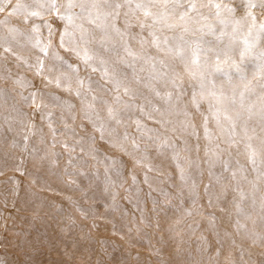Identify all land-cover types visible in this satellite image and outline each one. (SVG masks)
Listing matches in <instances>:
<instances>
[{"label":"bare ground","instance_id":"obj_1","mask_svg":"<svg viewBox=\"0 0 264 264\" xmlns=\"http://www.w3.org/2000/svg\"><path fill=\"white\" fill-rule=\"evenodd\" d=\"M4 1L0 0V7ZM63 2L64 0H57V3ZM225 2L227 3L228 0H225ZM254 2H258V0H254ZM18 3L28 5L32 9L42 13L43 18L30 17L27 22L28 24L30 22L28 27L24 18L21 17L22 12L0 17V54H3L5 51L3 48H12L5 54L14 55L15 51L12 50L17 49L19 53L14 57H23V61L17 68H14L16 65H12V62L8 59L2 60L0 58V74L2 77L11 78L13 82H18L21 80L20 73L22 70H27L30 67L32 71L29 76L31 78L30 81L38 85L40 84L47 95L46 98L52 102L57 100L58 103H60L59 97L61 95L58 96V92L49 87L47 81V77L49 76L59 77L61 84H66L64 76H67L71 79V85L75 84L78 87L79 85L76 80L79 77L84 80V85L88 84L89 86L90 83L93 90L88 91L82 87L79 90L80 95L76 96V98L72 99L70 96L66 97V95L63 97L64 101L71 100L74 102L75 100L76 103L79 100L82 101L81 107L83 110L79 109L78 114L70 112L63 117V120L72 124L67 128L68 132H71L72 135L74 134V128L78 130L79 125H82L85 133L77 135L78 140L73 143L67 144L64 142L63 146H55L56 158H39L38 155L46 147L52 144L55 145L58 133H55L57 135L54 133H37L36 127L28 128L30 124L26 128L24 127L26 125L23 121L24 119H35L36 121L39 120L40 123L43 120L47 121V116L43 117V120L41 119V110L35 111L32 108H26V116L24 117L28 118H20L18 123L15 124L18 125L17 129H19V132L18 130L8 128L12 124L9 118L17 114V109L14 108L8 116H5L4 120L0 121V173L12 171L24 173V157L29 155V174L36 182L46 185L50 190L54 189L53 191L55 192H68L72 190L73 185L71 181L68 182L65 171L71 169L72 165L76 164L77 161H73L75 158H79L80 165L86 169V172L74 174H76L78 182L85 184L84 187H87L85 196L88 202H92L90 207L87 205L88 208L85 210L89 214H98V216L101 215L108 218H110V214L113 216L111 223L112 225L115 223L114 226L105 223L101 226L104 232L120 229L129 235L130 241H132V238H135L136 241L145 243L149 239L147 229H137V231L133 232L129 228L128 223L119 221L114 214L112 204H109L110 197L108 194L111 193V190L122 184H127L134 189L135 195L129 199L127 205L120 204V208H122L121 211H124V213H131L130 220L134 225L138 223V220H145L148 225L158 221L162 225L163 223H167L163 225L164 233L161 236H157V240L161 246L154 247L157 252H160V255L161 251L166 253V256L162 259L166 264H178L180 261H192V263L197 264L199 261L204 262L207 258L210 261L214 260L216 264H251L255 258L257 260H264V253L252 246L253 243L264 244V175H261L264 173V164L260 163L261 157H257L256 168L253 170V165L249 162L244 143H240L235 148L230 149L231 157L225 153L224 158L231 160L232 169L237 172L236 179L232 178L230 172H223L219 164L212 167L205 163L208 159L205 155V149L215 146L217 132L214 125L210 122L209 128L213 133V143L209 144L204 138L203 127L201 126L202 117L195 112L187 95L182 98L181 106L187 104V111L190 115L187 117L184 115L169 117L174 125L169 123L164 126L172 130V133H162V137L154 134L158 133V130H161V125L155 123L153 119H149L146 114H141L135 110L125 114L123 122L119 125L109 121L107 118V106L118 107L114 101L115 96L119 94L123 102L128 101V97L123 95L122 88L119 93L113 90V84L108 82L109 77L115 75L117 78H121L122 73H127L128 80L126 83L129 84V87H140L135 83H131L130 70L122 64L116 63L115 57L111 56V54L101 51L100 55L109 61L107 64L109 76L105 77L103 75L104 66H101L97 61L91 62L92 66L97 68V71H92V68L86 67L74 52L66 51L60 47V34L63 31L64 22L57 18L56 13H48L46 8L40 6L46 5L47 0H19ZM234 4L239 5L235 17H242L245 13V8L241 4V0H234ZM251 11L257 17L258 24L264 23V9L256 7L251 9ZM224 15L228 16L227 13ZM39 25L44 32L46 31V34L44 33L46 41L50 38L48 43L51 45V48L47 50V56L43 53L39 54V48L34 46L37 37L36 27H39ZM34 27L35 31L33 30ZM261 40L264 39L262 38ZM261 49L264 48L258 46L257 51ZM57 53H60L62 59L58 60L56 58ZM38 58L43 62L42 70L39 69ZM67 65H72L78 71L73 72ZM246 68V74L251 79L252 75L248 71L252 70V63H247ZM38 71L40 74H38ZM184 80V87L188 89V78L185 76ZM1 83L4 86H2L4 90H6L7 98H11L10 95H13L16 100H20V95L14 93L15 89L11 85L2 81ZM253 83L257 85L256 91L259 93L260 81L257 80ZM158 87H160L161 91L171 90L170 86L169 89H165L161 85H158ZM93 97L96 99L93 100ZM253 99L255 100L256 98L253 97ZM142 102L140 100L136 101L138 104ZM206 108V103L201 105L202 111H205ZM258 110L259 102H257L256 114L248 122V135L254 138L252 140L254 145L259 143L261 136H264V131L261 130L262 125ZM152 116L158 119L156 113L153 112ZM83 118H87L90 122H87L88 124L85 123L86 120L85 122H80V120L83 121ZM35 120L34 122L40 125ZM135 120L140 121L139 127L134 122ZM61 122L64 123L63 121ZM102 123L104 125L103 132H105L103 136L101 133L88 131L90 125H95L94 127L99 129ZM187 123H191L194 126L199 139L191 134L193 128L186 127ZM12 128L15 129L14 127ZM95 136L100 140L97 145L93 146L92 138ZM161 140L163 142L162 146L166 145L162 151L157 149L159 144H161ZM38 142H40V145H38ZM112 145L117 146L118 149L114 146L113 149ZM66 146H80L83 150L86 149L91 159H83V153L75 156L71 155L69 151H63ZM221 147L227 146L222 144ZM182 148H184L186 156L179 154ZM111 159L116 161V166L120 163L125 165L126 178L118 168L111 167L113 168L112 170H118H114L116 171L115 176L117 179L114 182L109 181L108 170L96 167L97 165L94 164V161L104 164L111 163ZM136 164L148 166L150 169L136 167ZM8 165L11 168L7 170L6 167ZM156 170L169 171L170 174L178 170L181 175L178 178L172 177L169 182H166L165 176L162 175L160 177V175H157ZM27 173L28 171H26L25 176ZM11 179L14 182L13 184L18 183L15 185V191H12V193L19 197L20 209L26 211V213L32 210L36 212V215L35 217H31V215L25 214V216L20 215L18 219H15V221L17 220L16 222L24 223V236H31L18 239L19 245L24 249V252L21 251V248L14 249L12 247L15 252L0 250V254L5 256V259L9 258L8 262L10 263H13L14 259H16V264H76L73 254L66 257V253H62L63 249L71 248V251L74 253L82 255V257L80 256V260L87 263L94 262L88 256V253H90V247L94 246V243L97 244L99 240L89 236L76 222L64 225L62 221L56 219L53 204L55 199L53 197L41 195L37 191L33 192L23 185V181H21L23 179H14V177ZM138 180H141V185H138ZM149 185H155L156 188L161 189L167 188L165 196L160 200V203L163 201L165 206L164 219L154 221L152 217L145 213L143 206H141L145 198L153 201L157 200L156 194L159 192L150 191ZM241 192L243 193V197L241 196ZM73 198V195H71L70 199ZM96 199H103L106 202H94L93 200ZM169 199L171 202H167ZM80 203L79 201L78 204ZM180 209L184 211L183 214L180 213ZM44 211H47L49 216H52V220L44 219L43 222L39 223L35 221L36 216H44ZM171 220L176 224L169 222ZM183 226L188 231V235L185 233L179 235L175 232L176 228ZM201 229H210V232L199 236L196 231ZM77 231H81L80 234L84 232V236L79 237ZM135 232H141L144 235L141 238L140 233L138 235ZM177 240L182 245H176ZM103 244L108 249L115 250L113 253L118 252L114 258H117V256L125 258L127 256L125 254L134 253L131 247L123 242H103ZM186 245L193 246L197 251L193 250L192 252L187 250L185 248ZM42 246L49 251L44 254L41 253ZM204 250H206L205 253ZM209 250L213 251L211 257L207 255ZM25 252H36L38 254L35 260H30ZM223 255L225 257H222ZM136 260L140 262L141 258L139 257ZM144 264L152 263L149 259H146Z\"/></svg>","mask_w":264,"mask_h":264},{"label":"snow or ice","instance_id":"obj_2","mask_svg":"<svg viewBox=\"0 0 264 264\" xmlns=\"http://www.w3.org/2000/svg\"><path fill=\"white\" fill-rule=\"evenodd\" d=\"M241 4L245 13L240 18L235 17L239 5L234 0L227 3L225 0H64L63 3L47 0L46 5L40 6L48 13H56L64 22L61 48L74 52L94 72L97 68L91 62L97 61L104 66L105 77L109 76V61L100 53L111 54L116 63L130 70L131 83L140 86L129 87L127 73H122L121 78L109 77L113 90L119 93L122 88L123 95L128 97L123 102L118 94L114 98L118 107L107 106L109 121L119 125L125 114L135 110L164 126L172 123L169 117L173 115H190L187 104L181 106L187 95L195 112L202 117L204 138L209 144L213 143L210 122L217 132L215 146L205 149L208 157L205 163L212 167L219 164L223 172H230L236 179L237 172L224 154L231 157L230 149L238 144L244 143L253 170L258 156L264 164V136L254 145V138L248 135V122L256 114L257 102L264 131V49L257 51L264 38V23L258 24L251 11L256 7L264 9V0H241ZM15 11L22 12L25 23L30 17L43 18L42 13L24 4L17 3ZM34 46L48 55L39 39ZM247 63H252L251 79L246 74ZM38 65L42 70L39 58ZM67 66L73 72L78 71L72 65ZM185 76L190 91L184 87ZM64 80L70 87L71 79L64 76ZM257 80L259 93L253 83ZM76 82L84 87L83 79L77 77ZM56 83L59 87V77ZM158 85L165 89L170 86L171 90L161 91ZM88 90H92L90 83ZM76 94L79 96L80 92ZM30 95L35 104L36 93ZM138 100L143 102L138 104ZM205 103L207 108L202 111L201 105ZM153 112L158 119L152 116ZM134 122L140 126L139 120ZM186 127H192L191 134L199 139L191 123ZM98 130L103 136V123ZM222 144L227 147H221Z\"/></svg>","mask_w":264,"mask_h":264},{"label":"rangeland","instance_id":"obj_3","mask_svg":"<svg viewBox=\"0 0 264 264\" xmlns=\"http://www.w3.org/2000/svg\"><path fill=\"white\" fill-rule=\"evenodd\" d=\"M19 0H5L1 7H0V17L6 16V15H10L11 14H15L18 11H15V6L18 3ZM76 11H79V9H76ZM21 14V13H20ZM21 17L24 18V15L22 14ZM46 17V16H45ZM44 17V18H45ZM42 19V18H40ZM29 20V19H28ZM40 21H44V20H40ZM26 25L29 27V24L26 23ZM36 39L40 40V43L42 46H45L47 48V50H49L51 48V45L48 43V41H50L49 39L46 41V31L44 32L42 30V27L39 25V27H36ZM45 33V34H44ZM35 39V41H36ZM264 39V38H263ZM45 40V41H44ZM48 43V44H47ZM259 47H263L264 48V40H261L259 45ZM39 48V47H38ZM5 48H3L4 50ZM12 49V48H10ZM23 50V49H22ZM26 52L27 49L25 48ZM24 50V51H25ZM40 50V49H39ZM15 51L14 55H6V51H4V53L0 54V58L2 60H9L12 62V65H16L14 66V68L19 67V65L21 64V62L23 61V57H14L15 55H17L19 53V51L17 49L12 50ZM42 52L40 51L39 54H41ZM10 54V53H9ZM60 57V53H57ZM2 56V57H1ZM33 57V56H32ZM59 60V59H58ZM31 68L29 67L27 70H22V72L20 73V77L21 80H19L18 82H13V80L11 78H3L2 75L0 74V121L4 120L3 118L5 116H8L10 114L11 111H13L14 108L17 109V114L14 116L12 115V117H7L11 120V126L14 127L15 129H13L11 126H8V128L12 129V130H18L17 126L15 125L18 123V120L20 118H28V117H24L26 116V108L30 109L32 108L33 110L37 111L38 109L41 110V119L43 120V117L48 118L47 121L43 120L42 123L38 121H35L40 123V125H37L34 120L32 119H24L23 121L26 123V125H24V127L26 128L28 126V124H30L29 127L31 128H35L36 127V131L37 133H58L55 134L58 137H56V143L55 145H51L49 147H46L45 150H42V152L38 155L39 158H47V157H54L56 158L57 154H56V150H55V146H63L64 142L69 144V143H73L75 141L78 140L77 135H82L84 134V130L82 129V125H79L78 130H76L74 128V134L72 135L71 132H68L67 128H69L72 124L68 123L66 121H64L63 117L68 115V113L70 112H74L75 114H78V110L80 109L81 111L83 110L81 105H82V101H78L77 103L71 100L69 101H64L63 97L70 96L72 99L77 96V91H79L82 87H78L77 85H71L70 87H67L66 84H61L58 87L56 80L57 78H55L54 76H49L47 77V81L49 83V80L51 81V83H49V87L58 92V96L61 95L60 98V103H58V101L56 100L55 102H52L50 99L46 98V93L44 91V89L41 88L40 84H35L33 83L31 80L30 73H31ZM248 72H250L249 74L252 75V70H249ZM25 78V81H24ZM1 81L3 83L6 82V84L11 85L15 90L14 93H18L20 95V100H16L15 97L12 95H10L11 98H7L6 97V90H4V86L2 85ZM3 86V87H2ZM83 88H86V90H88V84L84 85ZM91 89L93 90V88L91 87ZM89 91V90H88ZM31 93H36V100H35V104H33L32 101V97H31ZM62 93V94H61ZM25 97H27V99H25ZM30 120V121H29ZM83 121L80 120V122H85L86 120V124H88L90 121L87 118H83ZM61 121H63L64 123H62ZM88 122V123H87ZM172 125H174V123H172ZM161 130H158V133H154L156 136H160L162 137V133H172V130H170L168 127L165 128V126H161L160 127ZM88 131L92 132V133H101V131L98 130V128L91 126L88 127ZM14 132V131H13ZM133 132V131H130ZM105 133V132H103ZM106 133H111V132H106ZM168 135V134H167ZM169 137V135H168ZM100 139H98L97 136H95L94 138H92V145L95 146L97 145L98 141ZM171 142V141H170ZM162 140H161V144H159V147L157 148L158 150L162 151L165 149L163 145L162 146ZM42 144V142H41ZM38 145H40V142H38ZM115 147L116 149H118L117 146L112 145V147ZM113 147V149H114ZM180 148V145H179ZM14 151V150H13ZM65 152L69 151L71 155H79L81 153H83L82 158L83 159H91L88 151L83 150L80 146L78 147H73V146H66L64 148ZM184 156H186L184 148L180 149V153ZM80 159L79 158H75L73 161L76 162V164L73 166L71 169H67L65 171V173H67V178H68V182L71 181L73 188L71 191H58L55 192L53 190L48 189V187L44 184H40L38 182H36V180L29 174V163H30V159H29V155H26L24 157V162H23V172L24 173H19V172H6V173H0V250L2 251H7V252H15L14 249H20V245L18 242V239L20 240L21 238H26V237H31V236H24L25 234L24 232V223L22 222H16L15 219H18L20 217V215L25 216L26 215H31V217H35L36 212L30 210L26 213V211L20 209L19 207V203H20V199L19 197H17L16 194H13L12 191H15V185L18 184H13L14 182L12 181L11 178L14 177V179L19 178L21 181H23V185L29 189H31L33 192H39L41 195H45V196H51L53 197L55 200L53 201L54 207H55V213H56V219H59L60 221L63 222L64 225H67L70 222H76L78 223L81 227L82 230H85L89 236L94 237L95 239L99 240L98 243H94V246H91L88 256L91 257V259H93L94 262H90L87 263L86 261L80 260V258L82 257V255L80 253H74L73 251H71V248L69 249H63L62 253H66V257L71 256V254H73L74 260L76 264H144V261L147 259H149V261L152 264H166L165 261H163L162 259L166 256V253L164 251H161V255L159 254L160 252H157L155 248L161 246L160 243L158 242V238L157 236H161L164 233L163 230V225L167 224V223H163L159 224V219H164V203L162 201V203H160L161 198H163L165 196V192L167 188L161 189V188H156L155 185H149V190L154 192L157 191L159 193H157V200L153 201V200H148V199H144V202L141 203V206H143L144 211L146 214H148L150 217H152V219L154 221H158V222H154L151 223L150 225H148V223L145 220H138V223L136 225H134L133 222H131V213H124V211H121L122 208H120V204L121 205H127L129 199L131 197H134L133 195H135V191L134 189H132L131 187H129L127 184H120L121 186H118L117 188L115 187L114 190H111V193L108 194L110 197L109 200V204H112V208L114 211V214L117 216V219L119 221L128 223L129 228L131 229V231H137L138 230H142V229H147V233H148V240L145 243H142L140 241H136L135 238H132V241H130L131 239L128 237L129 235L120 229H115L111 232H104L101 228V226H103L105 223H107V225L110 226H114V224L112 225L111 220H113V216L110 214V218L108 217H103V216H98V214L94 215V214H89L87 212L88 206L90 207L91 205V201L88 202L87 197L85 196V190L87 189V187H84L85 184H81L78 181V178L76 177V174L74 173H78V172H86V169L84 167H82L80 165ZM144 163V162H143ZM142 163V164H143ZM187 163V162H186ZM28 164V167H27ZM94 166L99 167V168H103L108 170L109 172V181L114 182V180L117 179V177L115 176V172L118 171L117 169L112 170L113 168L111 167H116L119 169V171L123 174V176H125V165L120 163L118 166H116V161L111 159V163H101L98 161H94ZM136 167L139 168H148L150 169L148 166L145 165H141V164H136ZM10 167V165H8L6 167V169L8 170ZM26 171H28V173L25 176ZM111 172V173H110ZM157 175H160V177L163 175L166 178V182L170 181V178H178V176H180V171L175 170L173 173L170 174V172L166 171L163 172L161 170H156ZM26 177V178H25ZM25 178V180H24ZM126 178V176H125ZM124 178V179H125ZM138 185H141V180H138ZM167 185V184H166ZM166 185H164L166 187ZM112 188V187H109ZM52 189V188H51ZM123 192V193H122ZM122 193V194H121ZM73 195V199H70V196ZM79 201L81 202L80 204ZM94 202L97 203H105L106 201L103 199H96L93 200ZM170 201L167 200V202ZM171 202V201H170ZM88 205V206H87ZM19 207V208H18ZM90 209V208H89ZM136 212V209H135ZM139 212V211H138ZM180 213H184V211L182 209H180ZM44 216H36L35 221L39 222H43L44 219L45 220H52V216H49L47 211L43 212ZM94 215V216H93ZM208 218V216H207ZM15 221V222H14ZM172 222L173 224L175 223L174 221H169ZM176 224V223H175ZM88 225H90V227H88ZM86 227V228H85ZM176 233L179 235L182 234H189L188 231L186 230V228L183 226L181 228H176L175 229ZM184 231V232H183ZM81 231H77V234H79V237H83L84 236V232H82V234H80ZM198 232V235L201 236V234L206 235L210 232V229H206V230H198L196 231V233ZM135 233H140L141 238L143 237V233L141 232H135ZM31 235V234H30ZM139 235V234H138ZM192 235V233H191ZM140 238V239H141ZM103 242H123L125 244H127V246L131 247L132 251L134 253H127L125 255H127L125 258H121L118 257L114 258L115 255L118 253H113L115 250L113 249H108ZM42 244V243H41ZM177 244H181L182 243L177 240L176 243ZM253 248L255 247L258 251L264 253V244H252ZM14 249H13V248ZM187 250H190L193 252V250L195 251L196 248H194L191 245H186L185 247ZM22 249V248H21ZM24 249H22L21 251H23ZM19 251V250H18ZM47 249H45L44 246L41 247V253H46ZM197 251V250H196ZM206 250H204L205 253ZM213 251L207 252L210 257L212 255ZM120 253V252H119ZM25 254L29 257L30 260H35L36 259V255L38 253L34 252V253H26ZM81 256V257H80ZM141 258V261L138 262L136 259ZM222 257H225L224 255ZM10 259H5V256L0 254V264H16L14 259L13 263L8 262ZM28 260V259H27ZM198 263H202V264H216L214 262V260L210 261L208 258L204 261L201 262L199 261ZM197 263V264H198ZM24 264H33V263H24ZM178 264H194V262L192 263V261L189 262H182L180 261ZM251 264H264V260H257L256 258L252 261Z\"/></svg>","mask_w":264,"mask_h":264}]
</instances>
